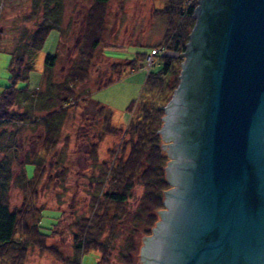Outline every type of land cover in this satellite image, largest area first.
<instances>
[{"label":"trees","instance_id":"obj_1","mask_svg":"<svg viewBox=\"0 0 264 264\" xmlns=\"http://www.w3.org/2000/svg\"><path fill=\"white\" fill-rule=\"evenodd\" d=\"M108 1L93 0L85 10L75 51L67 56L68 64L60 65L59 75L54 76V71L43 72L44 88H57L53 99L44 97L47 99L44 105L51 100L60 101L58 108L49 113H56L55 120L50 118L46 121L45 116L37 118L31 114L33 107L39 106L40 96L35 88L28 87L29 71L32 69L29 63L33 62L32 56L36 50L41 49L48 32L52 28L65 27L61 22L66 0H31L32 7L25 18L41 12V19L34 28L22 26L11 49L3 45L0 34V50L9 53L11 58L9 84L0 91V128L9 121H13L16 128L25 124L35 130L40 128L33 142L37 144L38 141L42 148L30 153V158L23 155L22 172L19 174L10 169L11 160L7 154L0 157V264H24L28 248L33 245L52 252L65 264H80L77 255L88 250L97 252L94 264H111L113 254L118 264H137L142 238L151 232L158 218V210L163 207V192L169 187L164 170L168 157L161 147L158 129L162 123L163 105L178 82L179 53L184 49L194 24L192 13L197 0H167L161 8L153 9V15L162 17L166 23L163 38L157 43L162 44L165 51L146 72L141 94L136 102L129 104L130 116L122 127L112 123V110L106 104L88 97L85 92L87 82H91L90 67L102 38L104 9ZM2 7L0 0V13ZM69 26H66V32L69 28L73 31V25ZM144 54L139 53L134 58L122 61L111 59L107 75L97 80V87L114 81L128 70L141 67L140 56ZM56 60L55 53L44 55L46 66L54 67ZM17 81L24 84L17 86ZM15 105H21L24 109L12 111ZM73 111L76 115L73 120H76L78 127L73 125L77 129L67 139L60 129ZM91 124L97 126L93 133L89 129ZM3 132L4 128L0 129V138ZM107 135L118 141L108 149V159L99 158V144ZM7 137L10 139L11 135L8 133ZM69 143L73 144L70 150ZM4 146L11 147L9 142H4ZM11 149L14 150L13 147ZM67 150L75 154V163L88 170L84 181L92 189L90 215L74 224L77 231L72 235L73 254L70 258L62 257L56 246L47 245V238L56 237L61 232L60 224L63 221L61 218L50 233L40 230L37 221L42 207L37 205L36 193L46 172V160L49 161L50 157H54L49 161L50 169H58L54 180L61 183L67 180L66 174L71 170L66 163L68 159L64 158ZM25 162L34 164L30 177L24 170ZM12 181L24 192V198L18 207L10 208L7 196ZM136 186L141 187L137 196L134 195ZM132 199L135 202L131 206L129 202ZM120 234L123 239L117 244Z\"/></svg>","mask_w":264,"mask_h":264},{"label":"water","instance_id":"obj_2","mask_svg":"<svg viewBox=\"0 0 264 264\" xmlns=\"http://www.w3.org/2000/svg\"><path fill=\"white\" fill-rule=\"evenodd\" d=\"M192 15L158 129L170 187L138 262L264 264V0Z\"/></svg>","mask_w":264,"mask_h":264},{"label":"rangeland","instance_id":"obj_3","mask_svg":"<svg viewBox=\"0 0 264 264\" xmlns=\"http://www.w3.org/2000/svg\"><path fill=\"white\" fill-rule=\"evenodd\" d=\"M166 1L167 0H109L105 5V21L102 38L96 55L92 60V66L89 72L91 82H87L85 92L88 97L106 104L109 109L112 110L111 121L116 126L122 127L127 124L130 116L128 106L132 101L136 102L141 94L146 68L142 65L135 70H128L119 78L100 87H97V80H99V78H105L108 72L107 67L111 59L122 61L134 58L139 53H145L144 56H140L142 63H144L143 61L150 50L153 49L152 47H161L162 44L158 45L157 43L163 38L166 23L162 17L154 16L152 11L153 9L161 8ZM92 2L93 0H66L64 16L61 22L65 27L52 28L48 32L41 49L36 50L34 56H32L33 62L29 63L32 69L29 71L28 87L31 89L35 88L37 95L40 96L38 99L40 103L39 106L33 107L31 110V114L33 113L34 117L40 118L45 116L46 121L50 118L51 120H55L54 116H56V113H52V115H49V113L58 108L60 101L51 100V102L44 105V100H47L44 99V97L48 96V99H53V94L56 92L57 88L48 86L47 89H45L42 75L43 72L47 74L48 72L53 73L54 71V76H57L60 72V65L62 63L65 65L68 64L69 60L67 56L73 54L75 51V46L83 24L84 12ZM2 3L0 34L2 35L3 45L11 49L12 45L16 42L21 27L27 26L29 28H34L42 15L41 12H38L37 16L29 19L25 18V15L29 14L31 10V0H2ZM68 25H70L69 27L73 25V31L69 28L66 32V26ZM63 31L65 32L63 33ZM46 53L56 54L57 62L54 67L45 65L44 55ZM157 58L158 57H155V59ZM10 60V54L0 50V91L4 85L9 84ZM23 84L24 83L20 81L16 82L17 86H22ZM84 84H86V82ZM23 109L24 107L21 105H15L11 108L12 111L17 110L19 112ZM73 113L74 111L64 121L60 129L62 135H65L67 139L73 133L74 129H77L74 127H78L76 126V120H73L74 116H76ZM95 117L97 122V115ZM74 124L75 126L73 127ZM22 126L16 128L15 123L9 121L3 123L0 128H4V134L0 138V157H3L5 154L9 156L11 160L10 169H12V172H15V174L22 172L21 162L23 155L28 158L31 157L29 148H31L34 143L31 142L32 144H28L26 140L28 135L35 131V129H32L31 126L26 124ZM96 127V125L91 124L89 128L90 133H93ZM8 133L11 135L10 139L7 137ZM116 141H118V139L111 135L105 136L99 144V158L108 159L110 157L108 149L114 146ZM4 142H9V146L11 147L5 148ZM162 142L163 140L161 138V143ZM69 145L68 150H70L73 144L69 143ZM12 147H17V149L12 150ZM35 148L36 150L40 149V151L42 149L38 145V141ZM73 149L74 147L72 150ZM68 150L64 155V158L66 160L68 159L66 163L71 167V170L66 174L67 180L63 183L54 180L58 169H50L49 161L54 158L50 157L51 159H49V161L46 160V172L39 183V188H37L36 193L37 205L42 207L39 216L37 214V222L40 226V230L45 233H50L51 229L56 226L55 224L58 223L61 218L63 221L60 224V229L62 228L61 232L56 237L47 238V245L56 246L61 252L62 257L69 256L70 258L73 254L72 235L74 231H77V227L74 224L79 222L80 219H84L90 215L89 202L92 189L88 188L84 181L85 176L88 174V170L85 169L83 165L75 163V154H72V152L69 153ZM163 150L166 153L165 148H163ZM39 155L40 154H38V156ZM23 167L28 177L33 175L34 164L32 162H25ZM134 191V195H139L141 187L136 186ZM23 198L24 192L18 187L15 181H12L7 196L9 207H18ZM134 202L135 200L132 199L129 205L132 206ZM161 209H164V204ZM159 219L160 215L157 220ZM122 239L123 235L120 234L117 244H119ZM139 254L137 264H140L138 262L140 260ZM96 258L97 252L95 250L82 251L77 255L80 264H94ZM24 264L65 263L52 252L33 245L28 248ZM111 264H118L115 254L112 256Z\"/></svg>","mask_w":264,"mask_h":264},{"label":"built area","instance_id":"obj_4","mask_svg":"<svg viewBox=\"0 0 264 264\" xmlns=\"http://www.w3.org/2000/svg\"><path fill=\"white\" fill-rule=\"evenodd\" d=\"M165 51V48L163 46L161 47H155L154 49H151L150 52L146 55L145 60L143 61V65L146 68V72L150 70V68L157 62L158 58L163 55ZM155 57H158L155 59Z\"/></svg>","mask_w":264,"mask_h":264},{"label":"crops","instance_id":"obj_5","mask_svg":"<svg viewBox=\"0 0 264 264\" xmlns=\"http://www.w3.org/2000/svg\"><path fill=\"white\" fill-rule=\"evenodd\" d=\"M134 70H135V69H134ZM32 129H33V128H32ZM35 131H36V132H35ZM35 131L31 132V133L28 135L27 140H26L28 144L31 143V142H33V141L35 140V138L38 137V133H39V131H40V128H38V130L36 129ZM60 143H62V142H60ZM31 144H32V143H31ZM35 145H36V144L33 143L32 147L29 148L31 154H33V153H35L36 151H38V150H36ZM13 148H14V149H17V147H13Z\"/></svg>","mask_w":264,"mask_h":264},{"label":"flooded vegetation","instance_id":"obj_6","mask_svg":"<svg viewBox=\"0 0 264 264\" xmlns=\"http://www.w3.org/2000/svg\"><path fill=\"white\" fill-rule=\"evenodd\" d=\"M188 160H190L189 158H187ZM167 161H168V159H167ZM167 163V162H166ZM166 165V164H165ZM158 216H159V213H158Z\"/></svg>","mask_w":264,"mask_h":264}]
</instances>
